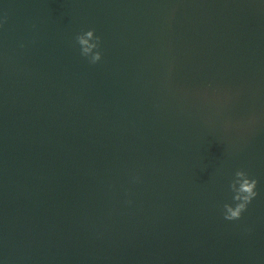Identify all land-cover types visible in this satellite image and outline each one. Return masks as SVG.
<instances>
[{
  "label": "water",
  "instance_id": "obj_1",
  "mask_svg": "<svg viewBox=\"0 0 264 264\" xmlns=\"http://www.w3.org/2000/svg\"><path fill=\"white\" fill-rule=\"evenodd\" d=\"M0 264H264V0H0Z\"/></svg>",
  "mask_w": 264,
  "mask_h": 264
},
{
  "label": "clouds",
  "instance_id": "obj_2",
  "mask_svg": "<svg viewBox=\"0 0 264 264\" xmlns=\"http://www.w3.org/2000/svg\"><path fill=\"white\" fill-rule=\"evenodd\" d=\"M75 42L79 46L80 55L87 59L90 64L95 65L102 60L101 39L95 35L94 29L78 34L75 37ZM257 185L258 181L250 177L247 171L240 169L234 173L229 184V189L233 194V203L223 205V218L226 221L241 219L242 214L247 211L248 206L258 196Z\"/></svg>",
  "mask_w": 264,
  "mask_h": 264
}]
</instances>
